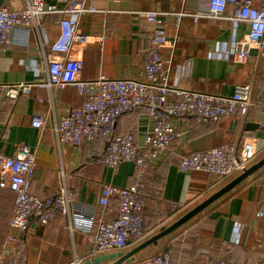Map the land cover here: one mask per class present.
I'll use <instances>...</instances> for the list:
<instances>
[{"label": "crops", "instance_id": "obj_1", "mask_svg": "<svg viewBox=\"0 0 264 264\" xmlns=\"http://www.w3.org/2000/svg\"><path fill=\"white\" fill-rule=\"evenodd\" d=\"M63 6L60 0H46ZM25 0H14L13 7H25ZM209 0H88L96 13L83 15L79 30L88 36L85 44H74L68 55L79 58L84 67L81 80L92 81L100 76L111 79H143L144 57L149 49L153 25L138 12H159L166 31L167 43L161 53L166 61L168 82L181 90L197 91L214 96H232L236 88L248 83L254 75L257 85L254 105L246 120L238 117L218 123H201L193 117H176L172 125L182 133L173 146L164 151L147 175L152 193L145 210V237L134 242L129 252L142 242L174 224L188 211L212 196L233 180L234 175L213 186L209 175L202 171L182 172L183 157L225 144L246 140L255 144L256 156L251 165L264 158V53L251 50L246 64H236L226 51L234 41L249 32L248 24L229 19L234 7L229 6L225 18L191 17L178 22L175 13L207 10ZM60 15L47 16L43 22L49 43L60 33ZM28 40L27 47L0 50V153L13 156L18 144L29 146L36 156V168L31 180L32 194L45 199L58 187L72 190L75 200L90 208V214L106 222L115 218L118 202L107 207L99 205L105 184L126 187L135 174L133 162L125 161L117 168L101 163L104 143L74 147L59 145L54 134L57 122L70 108L82 103L74 86L60 90L40 87L37 82L47 79L46 59L54 56L37 31L16 34ZM188 64V72L180 76V66ZM33 84L30 93L17 99L9 98L8 87ZM177 100L174 94L169 95ZM45 120L43 130L32 126V118ZM247 124L254 126L246 130ZM152 121L144 109L122 115L117 122L120 133L134 136L144 145ZM256 126V127H255ZM15 196L0 187V258L17 264H83L96 257L113 254H92L86 236L71 231L70 225L84 223L85 218L63 216L59 212L47 224L33 223L22 233L9 225L14 213ZM171 204H178L174 211ZM181 212V213H180ZM262 212L263 216H259ZM162 252L169 253L171 264H210L225 260L232 264H259L264 255V167L232 191L215 201L189 222L163 238L157 245L141 251L133 262ZM99 264H112L111 261Z\"/></svg>", "mask_w": 264, "mask_h": 264}, {"label": "built area", "instance_id": "obj_2", "mask_svg": "<svg viewBox=\"0 0 264 264\" xmlns=\"http://www.w3.org/2000/svg\"><path fill=\"white\" fill-rule=\"evenodd\" d=\"M14 0H3L0 5V50L13 47H27L28 40L17 38L16 34H29L37 31L54 56H47V79L36 85L51 90L74 86L82 96V103L70 108L54 127L59 145L74 147L104 143L101 163L117 168L125 161L134 163L135 174L132 183L126 187L105 184L99 205L107 207L112 200L118 202L115 218L111 221L97 219L90 214V208L75 200L72 190L58 187L48 198L42 199L30 191L31 180L36 168V156L25 144H18L13 156L0 153V187L15 196L14 213L9 225L22 233L27 232L33 223L47 225L59 212L63 216L85 218L84 223L70 225L71 231H79L86 236L92 254L123 252L134 242L145 237L144 210L152 199L147 186V175L160 155L182 137V133L171 123L176 117H193L201 123H218L224 119L238 117L246 120L254 105L257 85L256 75L248 83L236 88L229 97L214 96L197 91L181 90L171 86L165 74L166 61L161 49L167 43L166 31L162 26L159 12H138L140 17L153 25L149 39V49L144 57L143 79H111L100 76L96 80L85 81L79 78L84 62L68 55L72 46L85 44L88 36L79 30V20L83 15L96 13L97 9L88 0H60L62 7L49 4L46 0H25V7H13ZM233 6L229 19L244 22L249 32L234 41L233 48L226 51L236 64H246L251 50L264 53V0H209L207 10L191 13H175L178 22L191 17L195 23L203 17L225 18L228 7ZM60 15V33L56 41L49 43L43 22L47 16ZM188 72V64L180 66V76ZM33 84H16L8 87L7 94L17 99L21 94L30 93ZM177 100L172 101L169 95ZM144 109L152 121V128L146 133L144 145L139 146L132 134L120 133L118 119L126 113ZM32 126L43 130L45 120L41 116L32 118ZM257 152L255 144L246 140L225 144L205 151L195 152L182 158L179 169L182 172L202 171L209 175L213 186L247 169ZM174 211L178 204H171ZM259 216H263L260 212ZM0 264H17L6 257ZM132 264H171L169 253L135 261ZM210 264H232L225 260H214ZM259 264H264V255Z\"/></svg>", "mask_w": 264, "mask_h": 264}, {"label": "water", "instance_id": "obj_3", "mask_svg": "<svg viewBox=\"0 0 264 264\" xmlns=\"http://www.w3.org/2000/svg\"><path fill=\"white\" fill-rule=\"evenodd\" d=\"M3 0H0V5L2 4ZM256 127V126H255ZM254 128L253 125L247 124L245 127L246 130H251ZM264 167V158L260 161L256 162L255 164L249 166L247 169H245L242 173H240L238 176H236L233 180H231L229 183H227L225 186H223L220 190H218L216 193H214L212 196L201 202L199 205L188 211L185 215H183L180 219H178L174 224L167 228H163L158 234L151 237L150 239L142 242L132 250H130L127 253L124 252H116L109 255H104L101 257L93 258L92 260H89L83 264H99L100 262L105 261H111L112 264H122L124 262L130 263L135 260V257L144 249L157 245L160 240L189 222L191 219L196 217L199 213H201L203 210H205L207 207H209L211 204H213L215 201L232 191L235 187H237L239 184H241L243 181L248 179L250 176H252L255 172H257L259 169Z\"/></svg>", "mask_w": 264, "mask_h": 264}, {"label": "trees", "instance_id": "obj_4", "mask_svg": "<svg viewBox=\"0 0 264 264\" xmlns=\"http://www.w3.org/2000/svg\"><path fill=\"white\" fill-rule=\"evenodd\" d=\"M127 114V113H126ZM124 115V114H123Z\"/></svg>", "mask_w": 264, "mask_h": 264}, {"label": "rangeland", "instance_id": "obj_5", "mask_svg": "<svg viewBox=\"0 0 264 264\" xmlns=\"http://www.w3.org/2000/svg\"><path fill=\"white\" fill-rule=\"evenodd\" d=\"M181 213V212H180Z\"/></svg>", "mask_w": 264, "mask_h": 264}]
</instances>
